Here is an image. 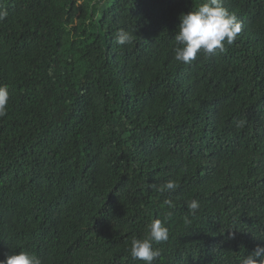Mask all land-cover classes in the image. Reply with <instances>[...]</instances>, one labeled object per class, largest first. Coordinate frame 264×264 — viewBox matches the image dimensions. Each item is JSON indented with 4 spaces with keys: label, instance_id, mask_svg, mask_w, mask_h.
Wrapping results in <instances>:
<instances>
[{
    "label": "trees",
    "instance_id": "obj_1",
    "mask_svg": "<svg viewBox=\"0 0 264 264\" xmlns=\"http://www.w3.org/2000/svg\"><path fill=\"white\" fill-rule=\"evenodd\" d=\"M203 2L0 0V260L142 264L131 240L155 219V264L264 247V0H225L237 40L186 65L174 38Z\"/></svg>",
    "mask_w": 264,
    "mask_h": 264
},
{
    "label": "clouds",
    "instance_id": "obj_2",
    "mask_svg": "<svg viewBox=\"0 0 264 264\" xmlns=\"http://www.w3.org/2000/svg\"><path fill=\"white\" fill-rule=\"evenodd\" d=\"M225 0H204L196 10L182 14L181 23L175 35L176 47L175 60L183 64H191L198 55H217L223 53L225 44L232 45L242 31V23L237 16L225 6ZM8 15L6 9L0 8V21ZM135 36L120 29L115 34V42L119 45H132ZM10 92L7 85H0V118L8 114ZM178 185L168 181L160 191H175ZM164 203L172 207L171 200ZM187 207L193 214L199 209L197 200L188 202ZM169 239V229L160 219L153 220L147 225L142 238L131 240L130 255L133 259L142 261V264H155L162 257V250L154 245H159ZM0 264H43L41 258L35 254L20 251L18 254L6 256ZM240 264H264V247L257 248L250 255L240 260Z\"/></svg>",
    "mask_w": 264,
    "mask_h": 264
}]
</instances>
